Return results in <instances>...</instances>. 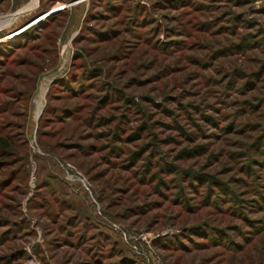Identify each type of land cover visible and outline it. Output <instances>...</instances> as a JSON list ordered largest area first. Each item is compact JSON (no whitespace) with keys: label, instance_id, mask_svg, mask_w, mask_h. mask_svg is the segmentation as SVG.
I'll return each mask as SVG.
<instances>
[{"label":"rangeland","instance_id":"374dc122","mask_svg":"<svg viewBox=\"0 0 264 264\" xmlns=\"http://www.w3.org/2000/svg\"><path fill=\"white\" fill-rule=\"evenodd\" d=\"M0 264H264V0H0Z\"/></svg>","mask_w":264,"mask_h":264}]
</instances>
